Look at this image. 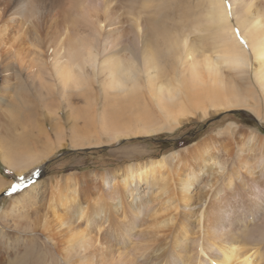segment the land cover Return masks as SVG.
<instances>
[{"label": "bare ground", "instance_id": "1", "mask_svg": "<svg viewBox=\"0 0 264 264\" xmlns=\"http://www.w3.org/2000/svg\"><path fill=\"white\" fill-rule=\"evenodd\" d=\"M209 2L206 15L215 31L210 40L215 57L209 56L203 45L195 46L187 36L174 39L181 26L159 33L157 8L131 6L128 13L133 21L127 30L122 20L125 15L113 17L107 0H0V64L4 74L0 110L7 106V99L25 88L27 92L33 89L48 95H66L69 110H74V101L80 98L83 101L95 97L98 102L104 99L102 112L112 109L119 118L134 105L132 93L136 101L144 102L140 100L143 92L139 87L147 77L144 95L148 94V100L156 104L161 101L168 115L172 114V106L165 101L173 99L176 88L170 85L177 80L194 106L213 104L210 117L222 110L245 108L264 122V0H229V6L225 0ZM117 17L120 28L110 29ZM192 28L201 32L196 24ZM237 28L247 46L240 43ZM110 48L113 55L103 59ZM174 64L179 65L181 75L173 82L167 85L153 77L155 73L166 78ZM224 68L227 74H223ZM104 83L108 87L98 92ZM75 91L80 93L74 95ZM83 102L90 105L89 101ZM176 105V114L192 113L186 108L188 103ZM61 109L59 106L54 117L47 107L42 112L45 118L62 126ZM15 114L11 113L9 124L7 116L0 118V131L13 136L6 152L0 140V155L7 163L10 151H15L17 155L11 162L17 167L40 164L47 158H22L19 152L33 149L18 151L12 145L16 140L18 148L37 143L27 127L35 125L34 132L41 133L44 125L36 123L29 112ZM150 115L148 111V119H125L141 121L143 131L129 125L114 126L124 119L106 120L104 126H111L114 136L109 141L162 130L165 126L155 129L158 123ZM235 124L217 133L229 136L204 141L186 154L176 155L175 166L165 165L163 158L137 163L123 171L47 180L50 209L45 210L50 219L45 218L46 232L63 239L59 243L62 261L66 263L73 253L85 252L75 264H136L138 260L152 262L154 255L156 264H264V136L255 130L238 129ZM126 152L137 153L133 149ZM257 174L262 178L254 180ZM35 177L20 178L12 189L21 192ZM156 190L164 197L159 194L157 198ZM36 192L39 190L28 191L31 197L25 204L27 209L37 202ZM195 193L203 198L197 211L192 202ZM175 198L177 203L172 206ZM166 203L171 206L164 213ZM18 207L16 200L10 208L20 210ZM161 210L163 220L159 219ZM150 226H159L157 238L169 241L171 237L172 242H163L164 247L158 249L143 245ZM256 239L260 243L254 244ZM149 249L153 250L152 256Z\"/></svg>", "mask_w": 264, "mask_h": 264}, {"label": "rangeland", "instance_id": "2", "mask_svg": "<svg viewBox=\"0 0 264 264\" xmlns=\"http://www.w3.org/2000/svg\"><path fill=\"white\" fill-rule=\"evenodd\" d=\"M107 1L110 3L112 12L114 13L113 17L126 16H124L125 18L123 17L125 20L123 18L122 20L124 23L126 22L125 24H127V30L131 21H133V16L128 13L131 6H138L142 9L157 8V29L160 30L159 33L166 34L164 32L173 28L174 25L179 29L181 26L178 33L173 36L174 39L187 36L195 46L203 45L205 52L209 56L215 57L213 56V48L210 41L214 36L215 31L211 28V24L208 21V15H206L210 7L209 0ZM225 4L229 6V0H225ZM47 5L49 7L50 3ZM107 7L108 6L104 9ZM228 11L230 12V7L228 8ZM118 17L116 18L114 26L110 29L116 30V28H120L121 24L118 21ZM232 21L233 23L236 22L234 17H232ZM195 24L201 27V32L196 33V31L192 28ZM237 30L238 36L241 40L240 43L247 46L246 40L241 35V30L239 28H237ZM120 31L116 32L115 35L119 34ZM104 41L105 39H102V44H104ZM113 53L114 50L110 48L102 58L106 59V56H112ZM141 53H143V51ZM198 56V59L201 60V53ZM2 66L3 64H0V94L2 91V79L4 76L2 73ZM227 72L228 71L224 68L223 74H227ZM153 74L154 78H161V82L159 83L165 82L168 85L169 82H173L174 79H177L178 76L181 75V69L179 65L176 64L170 66L166 74V78H163L161 75L155 76V73ZM147 81L148 78L145 77L139 87L143 92L140 100L144 102L136 101L132 93L134 105L130 108L127 107L126 113L119 118H117L112 109H109L106 114L103 113L101 104L104 99L98 102L95 97L83 100L89 101L91 106L86 102H83L81 98L78 99V101L75 100L73 107L74 110H69L67 107L66 103L69 102L70 99L66 95H48L45 91L35 92L33 89H30L28 92L25 88L21 89L18 94H13L10 99L6 100L7 106H3L0 110V118H5L7 116L8 124L11 119L12 112L16 113L15 115H18L20 111H26L33 116L36 123L44 125L41 133H37L36 131L34 132L33 127L35 125L27 127L28 132H30L28 133L29 136L38 139L39 143H29L30 145H28L30 148L28 145H22L21 148H18L19 146L16 144H18L19 140H16V144H13L12 146L17 148L18 151L22 149L26 152V150L28 151L31 148L33 149L26 153L19 152L18 155L22 158L34 156L36 160H40L42 158L47 159L42 160V162L40 161V164L37 163L36 165L25 168V166L29 163L17 167L13 162H11V159H13L12 157L17 155L15 151H10L7 163L3 160V155H0V264H75L79 263L77 260H82L85 256V252L73 253L69 256L66 263L63 262L59 251V249L62 248L59 243L63 239L55 237L50 232H46L47 226L45 218L50 219L48 216L49 212H47V210L50 209L47 204V200L49 198L46 184L47 180L51 181L69 176L78 178L94 172L109 173L112 171H123L126 167L137 163L140 164L149 161H160L163 158L165 160V165L175 166L177 165V160L174 159L176 155L186 154L187 151L189 152L195 145L201 144L204 141L229 136V134L218 135L220 134L218 132L228 129L231 124L235 123V127L238 129L245 131L255 130V132L264 136V122L258 121L259 119L256 114L251 110L245 108L226 112H222V110L214 117H210L212 116L210 115V111L213 110V104L211 102L202 104L200 107L201 109L194 106L193 103L186 98L187 93H185L177 80L170 85L171 87L173 86L176 88L173 92V99L165 101L171 102L169 105L172 106V114L169 115L172 116L170 117L167 112L162 109V106L163 108H165V106L161 105V101H158L156 104L154 101L151 102L148 100V94H146V96L144 95V93H147ZM107 87L108 86H105L104 83L101 88L97 89V91L99 92L100 89H105ZM79 93V91H75L74 95H78ZM182 98H184L183 101ZM253 100L256 101L257 98L253 96ZM180 102L188 103L186 108L192 112L191 114L188 113L190 116H181L176 114V104ZM92 103L95 106H92ZM59 106L62 108V111L60 112V119L64 121L62 126H60V124L53 119H48L47 117L45 118L42 112L43 108L47 107L51 110L53 114L52 116L54 117ZM143 106L146 107H144L143 109L145 110L142 109V111L141 108ZM95 107L98 109L97 111H95ZM202 109L206 110V114H208L207 117H202L206 115ZM15 110L17 111L15 112ZM122 110H126V108L122 107ZM148 111L151 114L150 116L153 117V120L158 123V125L155 126V129L165 126L162 130L154 132L150 135L137 134L138 136H133L129 139L125 138L109 141L110 138H113L114 136L113 130L111 131V126H104L106 120L115 122L119 119H124V122L115 123L114 126L129 125L141 128L143 131V124L141 121H126L125 119H136V117L139 116L148 119L147 116H145V114H148ZM102 129L103 132L101 131ZM46 131H48L49 134H43ZM47 135L51 139L50 141H48L45 137ZM12 138L13 136L11 134L6 133L5 131H0L1 147L5 152L9 150L10 143L12 144ZM103 140L104 142L99 144V142ZM32 145H34V148L31 147ZM53 148H55V150L51 152ZM131 149L135 150L137 153L131 154V152H126ZM1 151L3 150L0 148V152ZM174 161L176 164H174ZM44 164H47L46 169H44V172L41 173L39 168ZM21 170L23 172H21ZM34 171L37 173H33L31 175ZM34 175H36V177L31 185L33 186L35 184V186H33L30 190L28 189L31 185L24 188L20 194L19 191L12 189V187L19 182L20 178H32ZM256 177L260 179L262 178L260 174H257L254 177V180ZM1 184L4 186L3 188ZM143 188H145V186L141 189ZM26 190L32 192L39 190V193L36 192L37 202L33 208L29 207L27 209L25 207L27 200L31 197V194H28V191ZM159 192L160 190L155 191L156 197L159 198L161 194L164 197V193ZM3 193L5 194L3 195ZM23 193H25L24 196L19 198L23 195ZM162 195L160 197H162ZM197 195L198 194L195 193L196 198L192 201L193 206H195L196 209L195 211H197L200 204L199 201H203V198L199 195L198 197ZM16 200L19 203L18 208H20V210H12L10 208ZM177 200L175 198L174 201L171 202L173 203L172 206L177 203ZM157 203L162 202L157 201ZM170 206V204L166 203V205H164L165 209L162 207L163 212L167 213ZM163 212L159 214V219H164L165 215ZM196 216H198V212L193 216L194 220L196 219ZM158 231H160L159 226H150L146 229V234L142 239V244L149 248L155 247V249H158L159 247H164V243L168 242L170 244L172 242L171 237L168 238L169 241L157 238ZM255 237L256 236L254 235V238ZM257 243H260L258 239L254 241V244ZM113 244L116 245V243ZM116 247L119 249L117 245ZM261 248L263 256L264 245L261 246ZM148 252L151 256L154 254L153 250L149 249ZM153 257H155V255ZM153 257L152 262L138 260L136 264H156L158 259ZM89 262H91V257Z\"/></svg>", "mask_w": 264, "mask_h": 264}, {"label": "water", "instance_id": "3", "mask_svg": "<svg viewBox=\"0 0 264 264\" xmlns=\"http://www.w3.org/2000/svg\"><path fill=\"white\" fill-rule=\"evenodd\" d=\"M46 165L47 164H44V165H42L40 168H39V171L41 172V173H43L44 172V169H46ZM21 192L19 191V194H20Z\"/></svg>", "mask_w": 264, "mask_h": 264}]
</instances>
